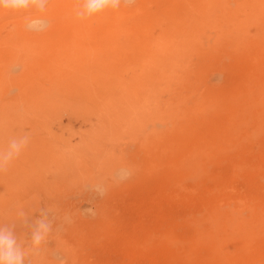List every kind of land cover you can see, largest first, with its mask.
I'll return each instance as SVG.
<instances>
[{"label":"rangeland","instance_id":"1","mask_svg":"<svg viewBox=\"0 0 264 264\" xmlns=\"http://www.w3.org/2000/svg\"><path fill=\"white\" fill-rule=\"evenodd\" d=\"M56 2L39 14L50 26L37 30L20 28L35 14L0 13V149L29 137L0 172V224L25 234V219L39 209L55 213L53 233L25 264H177L156 251L128 252L142 233L200 209L168 195L167 174L157 179L167 164L156 153L168 151L169 134L182 124L221 118L218 94L244 85L257 66L237 70L228 51L194 48L181 62L192 72L160 77L164 56L155 46L170 22L161 0L122 5L130 24L117 26L100 18L64 26ZM137 17L142 23L131 24ZM250 109L210 171L234 178L237 193L249 184L264 197V166L233 174L235 155L246 148L250 166L264 146V113Z\"/></svg>","mask_w":264,"mask_h":264},{"label":"bare ground","instance_id":"2","mask_svg":"<svg viewBox=\"0 0 264 264\" xmlns=\"http://www.w3.org/2000/svg\"><path fill=\"white\" fill-rule=\"evenodd\" d=\"M233 1L161 0L160 8L170 22L155 46L164 56L160 77L192 72L190 65L181 62L187 50L194 48L228 51L237 70L257 67L245 77L244 85L218 94L221 118L208 117L196 126L188 121L169 134L168 151L162 148L156 153V162L167 164L166 170L157 172V179L166 173L172 185L168 195L201 203L200 209L183 222L164 221L156 230L142 233L128 243L129 254L156 251L177 264H264V197L249 184L237 193L231 183L234 178L210 171L212 163L222 162L219 156L226 142H234L238 122L250 108L255 106L261 116L264 113L259 108L264 101V0ZM55 4L54 11L65 21L62 25L86 24L75 16L73 2ZM122 5L118 11L107 12L110 17L103 13L96 18L109 26L130 24L123 17L128 9ZM45 21L44 27H49ZM142 21L137 17L131 24ZM27 23L20 28L30 30ZM242 150L232 158L234 175H251L254 165L264 166V146L250 166H245L247 150Z\"/></svg>","mask_w":264,"mask_h":264},{"label":"clouds","instance_id":"3","mask_svg":"<svg viewBox=\"0 0 264 264\" xmlns=\"http://www.w3.org/2000/svg\"><path fill=\"white\" fill-rule=\"evenodd\" d=\"M49 0H0V13H30L35 18L29 19L27 27L37 30L46 26V21L39 17L44 13ZM136 0H77L75 16L81 21H87L109 12L118 11L121 5L132 6ZM27 134L13 137L9 140L6 149H0V172L21 154L28 145ZM39 215L34 220L25 219L29 231L18 234L16 224H0V264H25L26 259L36 254L54 230V215L51 208L43 207L38 210ZM18 216L25 217L23 210Z\"/></svg>","mask_w":264,"mask_h":264}]
</instances>
